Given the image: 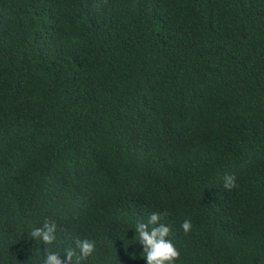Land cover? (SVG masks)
Wrapping results in <instances>:
<instances>
[{"label": "trees", "instance_id": "obj_1", "mask_svg": "<svg viewBox=\"0 0 264 264\" xmlns=\"http://www.w3.org/2000/svg\"><path fill=\"white\" fill-rule=\"evenodd\" d=\"M154 211L175 264H264V0H0V264H146Z\"/></svg>", "mask_w": 264, "mask_h": 264}, {"label": "clouds", "instance_id": "obj_2", "mask_svg": "<svg viewBox=\"0 0 264 264\" xmlns=\"http://www.w3.org/2000/svg\"><path fill=\"white\" fill-rule=\"evenodd\" d=\"M223 180L225 188L230 189L236 185L234 174L225 175ZM180 227L184 232H188L192 227L191 221L184 219ZM56 228L55 221L46 219L42 225L33 227L29 234L34 239L51 244L56 240ZM132 228L135 229V241L143 246L139 254L146 264H175L180 252L172 239L171 226L162 220V213L151 212L146 221H137ZM95 248V240L78 238L74 241V246L48 251L42 259L34 260V264H83L84 260L94 253ZM130 254L133 257L136 255L135 251Z\"/></svg>", "mask_w": 264, "mask_h": 264}]
</instances>
